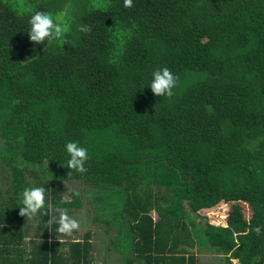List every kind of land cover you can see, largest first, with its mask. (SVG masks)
<instances>
[{
	"label": "trees",
	"instance_id": "obj_1",
	"mask_svg": "<svg viewBox=\"0 0 264 264\" xmlns=\"http://www.w3.org/2000/svg\"><path fill=\"white\" fill-rule=\"evenodd\" d=\"M67 2L0 0V133L42 179L44 242L99 264L62 214L86 196L125 264H264V0Z\"/></svg>",
	"mask_w": 264,
	"mask_h": 264
},
{
	"label": "crops",
	"instance_id": "obj_2",
	"mask_svg": "<svg viewBox=\"0 0 264 264\" xmlns=\"http://www.w3.org/2000/svg\"><path fill=\"white\" fill-rule=\"evenodd\" d=\"M15 156L0 133V264H44L46 260L47 264H63L67 245L53 244L50 238L44 242L46 217L52 212V206H47V210L44 208L42 179L32 176L30 169L21 176L16 175L14 167L24 168L25 164L21 158V161L16 162L18 159L15 158L12 162ZM33 170L36 171L37 167ZM67 184L79 192L85 193L87 189L76 180H68ZM92 208L89 197L85 196L81 208L62 212L66 225L78 228L73 238H81L92 229V258L100 264H125V254L114 251L109 243V237L115 232L106 231L103 224L92 221ZM73 238L61 240L70 242ZM191 250L196 253L198 248L195 246ZM196 255L200 264H225L224 256L214 250L197 252ZM232 264H235L233 259Z\"/></svg>",
	"mask_w": 264,
	"mask_h": 264
},
{
	"label": "rangeland",
	"instance_id": "obj_3",
	"mask_svg": "<svg viewBox=\"0 0 264 264\" xmlns=\"http://www.w3.org/2000/svg\"><path fill=\"white\" fill-rule=\"evenodd\" d=\"M96 1H98V4L97 5H99L101 2H103V0H68L67 6H68L69 13L72 10H79L81 7L88 6L90 3H92V2L95 3ZM53 30H54L53 32L55 33L57 29L55 28ZM13 152L16 154L15 158L18 159L16 162H18L19 160L21 161V159H20L21 158L20 151L18 149H15V150L13 149ZM80 193L82 195L84 194L83 192H80ZM87 194L89 195L88 192H87ZM224 211H225V206H223V205H221L220 207H214V208L205 210V211H203L204 214L201 216V218H196V221L202 222V221L205 220V219H203L205 217L207 220L209 218V220L215 221L216 223L222 222L223 220H221V218H219V217H221V215H223ZM153 215L155 216V213L154 212H153ZM132 236H133V233L130 234V238L129 239H131ZM233 262L234 263H237V260L236 259H233Z\"/></svg>",
	"mask_w": 264,
	"mask_h": 264
},
{
	"label": "flooded vegetation",
	"instance_id": "obj_4",
	"mask_svg": "<svg viewBox=\"0 0 264 264\" xmlns=\"http://www.w3.org/2000/svg\"><path fill=\"white\" fill-rule=\"evenodd\" d=\"M83 193H84V191H83Z\"/></svg>",
	"mask_w": 264,
	"mask_h": 264
}]
</instances>
